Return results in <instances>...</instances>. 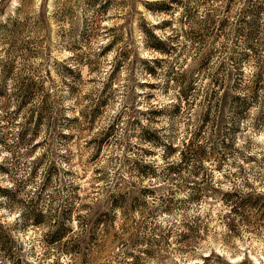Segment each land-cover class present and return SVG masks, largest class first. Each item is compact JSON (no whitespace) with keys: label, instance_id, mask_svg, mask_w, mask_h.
Returning a JSON list of instances; mask_svg holds the SVG:
<instances>
[{"label":"rangeland","instance_id":"rangeland-1","mask_svg":"<svg viewBox=\"0 0 264 264\" xmlns=\"http://www.w3.org/2000/svg\"><path fill=\"white\" fill-rule=\"evenodd\" d=\"M143 1L151 0H53V7L49 9L48 0H40L39 5H37L36 0H20V6L10 11V0H0V89L6 92L4 98L0 97V136L4 137L5 143L13 150V161L6 160L3 163L11 168L13 179H15V174H18L20 167V160L16 156L20 148H29V152L25 155H31L41 147L52 144L59 146L64 142L71 143L75 141V155L78 157V163L81 164V178L88 179L91 187L97 182L98 178H103L99 183L102 186L107 179L105 169L100 167L93 168L91 177L86 176L85 173L87 166L95 165L100 160L103 151L95 156V141L96 138L100 139L103 137L104 130L110 125L112 133L105 148L117 149L123 143V141L118 139V136L124 113L121 112L111 120L106 118L105 113L109 106V101L115 102L113 85L118 81L119 73L126 66L131 73L129 79L133 86L129 88L128 105H126H130L129 112L131 116L128 121V128L132 130L133 138L138 139L140 144L135 149L131 145L124 149L126 152L136 151L138 157L135 161L127 158L124 161L125 164L129 165V172L135 175V179H132L130 183L123 184L125 191H130L125 202L127 208H125L124 212H120L122 223L119 230L115 228L117 219L115 215L113 217L112 234L109 237L104 236L102 233L99 234L98 243L94 246H89L85 250L88 253L86 260H78L73 262L74 264H98L99 260H103L107 264L108 257L113 255L116 248H127L130 244L133 247L136 245L138 232L141 229L147 231L146 223L142 224L141 221L146 222L147 219L154 218V210L159 211L162 208L165 212L170 213L177 206L178 202L174 199L176 195L175 189L170 187L165 191L162 188L149 187V183H145L147 179L138 173L139 166L146 164L143 162V158L157 154L151 148L140 146L148 144L141 138L145 132L144 128L154 133L156 132L164 142L163 144L168 146L172 145V139L178 132L176 124L170 123L171 135L162 136L163 129L152 127V125L160 122L157 117L168 116L171 121H176L178 119L182 120V111L185 114L193 113L194 118H190L189 121L196 124V127L192 130V149L203 147L208 157L217 161V171L223 170V165L227 163L228 156L232 154L226 150L228 147L226 137L229 132L240 131V121L252 119L253 128L259 130L264 127V96L258 93L256 100H250V97L247 98V103L250 105L243 111V118L235 120V112L239 109V103L235 99L237 92L233 91L237 83L243 88H247L246 86L250 85L252 76L245 80V74L241 71L245 61L255 59V68L257 64L264 62V55H262L264 53V28H261L256 19V15L260 11L255 10L257 7L264 6V0H225L218 4L213 0H209L208 4L204 3L207 0H183L185 2L182 8L184 14L183 11H178L179 8H177L173 16L166 14L165 16L169 18L159 20L157 23L152 21L157 20L160 14L146 11L142 4ZM113 8L117 11L112 19L122 20L123 23L100 24V17L107 15V12ZM201 9H204L202 17ZM176 13H179V15H176ZM207 13L212 15L209 14L211 15L209 16ZM149 16L151 19H149ZM167 21L170 24L164 25L162 29L157 28L156 33H171L165 35L164 38L159 37L166 41L170 47L171 53L166 57H174V59H162L157 78H152L153 80H158L163 74L165 78L163 84L158 83V86L150 87V85L157 83H146V86L139 83L137 74L145 79L148 76L143 68V63L140 62L147 58L140 56V48L142 46L145 51H148L146 41L150 42V40L148 35L147 37L144 35L143 31L145 30L140 24L145 22L150 27H155L161 23L165 24ZM5 22H8L9 26L2 28L1 26ZM15 27L19 33L13 36L10 30L16 29ZM105 34L109 38L108 43H99L98 47L94 49V44L100 41ZM113 40L117 44L101 54L109 42ZM71 48L74 50V55ZM113 50H116L117 55L110 62L108 74L103 82L104 87L98 91L88 90L87 86L89 84L98 83L96 76L102 73L105 58ZM65 53H71V55H65ZM123 53L128 54V56L126 58L125 56L119 57ZM186 55L191 63H189L188 59L184 60V63L189 66L185 71L179 72L178 67H183L179 62ZM217 56L221 57V59L216 66H213L212 60ZM118 58L119 61L116 63ZM79 59L83 63H90L91 67L88 64L83 66L80 62L82 77H79L78 82H74L71 80V75L66 73V65L70 64V62L77 64ZM119 62V67L114 74L116 64ZM5 67L12 69L11 75L3 76ZM85 68L87 69L86 72L84 71ZM165 68H167L166 72L164 71ZM201 77L207 80V84L202 89L197 87ZM173 79H176V81ZM9 80L13 81L11 92L8 91ZM185 80L192 87L188 91L187 96H183L180 99V86L183 87L186 84L184 83ZM174 85L179 86V94L175 104L164 108L153 105L147 112L140 111L138 113L135 104L140 99V96L135 94V87H139L142 90L145 88L150 90L143 95L144 101L150 103L156 99L154 95L156 91L162 89L164 94L167 95L169 89ZM70 86H74L76 89L75 93L72 92ZM25 88H31V96L28 98ZM65 90L68 92L67 96L63 94ZM246 96L244 95L243 97ZM102 98L106 100V104L96 113L93 120L90 117L96 108V101ZM66 99L76 100V105L71 109L72 111L79 109V114L72 119L64 115L65 111H67L63 107ZM82 101H89V103L82 105ZM220 102L221 107L217 108ZM254 105L258 106L260 111L255 116H252L249 109ZM213 107L216 108L215 117L212 113ZM225 110L230 113V119L233 122L231 127L222 123ZM206 112H210L213 120H219L216 126L215 123L210 125L203 123V116ZM137 115L148 119L149 127L140 124V120L136 118ZM235 121L237 122L236 125L234 124ZM65 126L73 128L72 137L64 136L58 131L59 128ZM98 127L100 128L99 131H97ZM136 128H140L138 135L135 134ZM206 128H211L213 133L212 136L208 137L209 141L215 140L218 142V144L215 142L212 144L210 151L205 145L198 143L200 139L204 138ZM22 129L26 130L27 144L18 143ZM42 132L45 133L44 139H40ZM94 132L96 133L95 135H90ZM128 135L129 133L126 130L125 137L127 138ZM222 136L225 139H221ZM37 140H39V143L35 142ZM166 140H168V143H165ZM189 142L190 140L186 141L183 151L190 145ZM159 147L165 148L163 159L167 164L169 159L166 158L168 149L166 146L161 145L152 146V148ZM174 149L176 150L175 152L180 151L178 148ZM175 152H172V155ZM187 153L189 152L187 151ZM189 155L191 154L189 153ZM47 158V153H45L44 156L33 162L32 168H37ZM112 160L113 157H109V161ZM65 161L68 162L67 158H65ZM262 161H264V157L257 158L253 156L251 159L248 157L245 163H254L259 166ZM152 165L155 166L154 164ZM180 165H182V161L178 164H167L160 172H157L156 166L154 170L161 180L175 184L176 188H182L184 185L177 183V181L184 180L185 184L187 183L186 178L181 176V172L187 169L188 164L178 169L176 173L168 170L170 167H179ZM52 169L57 172L54 165L50 166L48 170L52 171ZM195 171H198L199 175L204 172L205 176L203 181H197L190 199H197L195 196L201 192V189L202 192L199 198H202V194L205 191L212 189L211 184L207 183L209 178L207 170L198 164L194 167L193 174ZM243 172L244 169L241 166V173ZM66 175L74 176L75 174L66 173ZM224 179L231 178L225 174ZM16 186L17 189L19 188L16 193L23 190L22 183H17ZM246 186L253 187L251 183H247ZM144 189L154 191H144ZM67 190L68 188L65 187V191ZM75 190L79 191L78 188H75ZM157 193H161L158 198L159 202L155 209H152L144 197L152 196L155 198ZM250 193L264 194L255 191ZM90 195L95 196L96 193L92 192ZM90 195L79 197L81 200L88 201ZM39 199L41 197L38 193L37 199L28 203L32 202L35 204ZM262 200L264 202V198ZM110 202L109 192L105 191L102 193V198L97 199L94 203H85L96 204L102 214L110 212ZM65 203L67 204L68 201L66 200ZM0 207L2 206L0 205ZM137 211L141 214V220L135 218L134 214ZM244 215L249 227H255L257 224L264 227V223H262L264 218L259 217L256 212L246 210ZM26 226L18 225L17 227ZM182 233L179 234V241L185 247H188L191 243L190 238L187 241H183ZM160 240H163V238L159 237L157 239L155 248L160 247ZM131 254L140 258L134 252L125 253L128 256H131ZM145 255L154 258L155 252L153 249L145 250ZM116 256H119V253H116ZM140 264H142V261Z\"/></svg>","mask_w":264,"mask_h":264},{"label":"clouds","instance_id":"clouds-1","mask_svg":"<svg viewBox=\"0 0 264 264\" xmlns=\"http://www.w3.org/2000/svg\"><path fill=\"white\" fill-rule=\"evenodd\" d=\"M39 5L40 0H36ZM20 6V0H10L9 10H15ZM239 6V5H238ZM53 7V0H48V8ZM116 9H111L107 12V15L101 16L99 23L102 25H112L123 23L122 20L112 19L116 14ZM181 11H183L181 9ZM201 17L203 16L204 9H201ZM13 11V15H14ZM91 15V14H90ZM179 15V13H176ZM6 18V17H5ZM169 17L164 14H160L157 20H153V23L159 22V20L168 19ZM149 19L151 17L149 16ZM256 19L261 28H264V11H260L256 15ZM103 30V29H102ZM161 38L169 33H156ZM108 36H105L94 44V49L98 47L99 43L107 44ZM183 42V40H182ZM65 55H71V53H65ZM117 55L116 50L110 52L105 58L104 67L102 73L96 76L98 83L89 84L88 90L98 91L104 87V80L108 74L110 62ZM264 55V53H262ZM140 56L147 59L160 58L165 60H172L174 57L162 56L160 52H148L140 48ZM189 57L186 55L180 60L179 64L183 67H178L179 72H183L188 68V64L184 63V60ZM221 57L217 56L212 60L213 66L218 64ZM256 60L251 59L245 61L241 68V71L245 74L244 79H249L255 68ZM86 72L87 69L85 68ZM167 71V68L164 69ZM131 73L127 66L119 73L118 81L113 85L115 91V102L109 101V106L105 113L107 119H114L117 115L123 112V118L120 124V133L118 139L123 141L121 147L117 149L104 148L101 153L100 160L95 165L87 166L86 176H92V169L100 167L107 172L106 182L102 186L98 185L95 189L96 195L91 196L93 188L89 184L88 179L81 178L80 169L81 164L78 163V157L75 155L76 142L71 143L64 142L57 146L56 144L41 147L35 151L34 154L25 155L29 152V148H20L16 153L17 158L20 160V167L18 174H15L14 180H9L7 176L0 175V187L8 188L11 190L16 189L17 183L23 184V190L19 191L16 195L17 201H23L24 203H11L9 197L0 196V226L6 230L7 234L16 244V249L19 250V259L23 264H73L74 260L78 261V257H75L72 252L58 247L59 242H53L51 245L46 244L43 239V234L49 231L55 232V219L60 211L67 209V215L63 220L64 228L67 231L65 235L61 237V240H68L71 238L80 239L83 247L87 248L88 243L86 239H81L85 236L87 226L83 222V217L86 216L82 205L85 202L94 203L97 199L102 198V193L105 191L116 192L119 191L116 188L117 183L127 184L132 179H135V175L129 172V165L125 164V158L131 161H135L137 157L136 151H125V147L131 145L133 149L140 144V141L132 136V130L128 128V121L130 120V112L128 105L129 88L133 85L129 79ZM147 75V74H146ZM137 80L139 83H159L165 82L164 75L161 74L158 80H153L151 76L140 77L137 74ZM71 82V81H69ZM207 84V80L204 77L200 78L198 88L202 89ZM13 81H8V91H12ZM128 85V87H126ZM149 89H141L135 87V94L140 96V99L136 101L135 107L140 111L147 112L148 109L155 105L159 108L173 105L177 102V96L179 94V86L174 85L169 89L168 94L165 95L163 90H158L154 93L155 100L150 103L145 102L143 95L149 92ZM260 95L264 96V86L259 89ZM68 95L67 90L63 93ZM236 95H243L241 92H237ZM202 98V97H201ZM83 104L89 103V101H82ZM76 105L75 99H66L63 103V107L67 110L64 115L69 119L74 118L79 114V109L72 111ZM260 111L259 107L254 105L249 109L252 116H255ZM213 116H216V108L212 109ZM182 120L171 121L170 117L162 116L157 117L160 121L157 124L152 125L153 128L163 129L162 136H170L171 131L169 128L170 123H175L178 128V132L172 139V145L174 148L180 149L170 156L167 164H178L181 162V152L187 140L192 137V130L196 127L195 123H190V118L193 117V113L187 114L182 111ZM140 120V124L145 127H149V120L143 116L137 115ZM224 125L231 127L232 121L230 119V113L225 110L224 119L222 121ZM252 119L240 121L239 132H229L227 134V141L230 147L226 150L232 154L228 156L227 163L223 165L222 171H217V161L211 157L207 159L196 160L193 159L191 163L187 165V169L181 172V176L186 178L187 183L184 180H178L177 183L184 185L182 188H176L175 184H171L165 180L156 179L145 183L151 184L156 188H162L165 191L168 188L176 190L174 199L178 202L177 206L170 212H165L162 208L159 211H153L154 218H149L147 221H141L142 224L146 223L147 231L141 229L137 234L138 242L133 247L131 244L127 248H116L113 255L108 257L107 264H131L133 257L125 255L126 252H134L141 258L142 264H264V227L260 224L255 227H249L245 218L241 212H233V203H225L223 193L239 192L241 195L248 194L250 192L264 193V161L259 166L254 163H245L248 157H264V127L259 130L253 128ZM100 128H97L99 131ZM128 131L129 135L125 137V131ZM64 136H71L73 134V128L65 126L58 129ZM140 128L135 129V134L138 135ZM91 133L90 135H95ZM211 128L205 129L204 138L198 141L199 144L205 145L208 150H211L212 144L217 141H209L208 137L212 136ZM234 137V139H233ZM45 138V133H41L40 139ZM87 138V136H86ZM225 139V137H221ZM39 143V140L35 141ZM82 143V142H81ZM168 143V140L165 141ZM141 147L151 148L157 154L151 157H144V163H151L156 166L157 172H160L167 164L163 159L165 155V148H152L151 144H142ZM71 151V155H70ZM47 153L48 158L43 160L37 167V175L33 181H29V176L32 173L33 162ZM109 157H113L112 161H109ZM67 158V161H65ZM6 160L13 161V153L6 151L0 146V164H3ZM202 165L207 170L209 178L207 183L212 186L211 190L205 191L202 194V198L190 199L193 195V188L197 181L204 180V172H201L199 176L193 174L194 167L196 165ZM54 165L57 172H48L50 166ZM241 166L244 172L241 173ZM50 176V185L44 187L45 174ZM66 173H74V176H68ZM227 174L231 179H224ZM247 183H251L253 187L246 186ZM65 187L68 188L65 191ZM78 188L79 191H76ZM215 189H219L220 193L216 194ZM41 199L34 205L37 212H42L45 222L39 227L35 226L34 216L25 217L24 214L28 210V202L37 199V194ZM90 195L88 201L77 199L79 196ZM161 193H157V197L145 196L144 199L148 202L150 208L155 209L158 204L159 196ZM68 201L66 204L65 201ZM244 207H247L245 205ZM115 215L117 217L115 221V228L119 230L122 223L120 209L117 208ZM137 220H141V214L137 211L135 214ZM27 219L28 224L23 226ZM264 223V222H262ZM103 225H101V229ZM191 229V236L188 247L179 241V234L182 232H189ZM170 234V235H169ZM164 237L160 240V247L155 248L156 241L159 237ZM153 249L155 257L150 258L145 255V250ZM119 253V256H116ZM0 264H14L12 259H0ZM98 264H105V261L99 260Z\"/></svg>","mask_w":264,"mask_h":264},{"label":"trees","instance_id":"trees-1","mask_svg":"<svg viewBox=\"0 0 264 264\" xmlns=\"http://www.w3.org/2000/svg\"><path fill=\"white\" fill-rule=\"evenodd\" d=\"M216 2V4L218 3H222L225 0H213ZM226 1H232V0H226ZM209 0H207V2H204L205 4H208ZM144 8L146 11H148L149 13H153V14H169L171 16H173V14L175 13L174 11L178 9V11L183 8V4H185V2L183 0L178 1V0H151V1H143L142 2ZM256 11H264V6L263 7H257L255 9ZM212 13V12H211ZM211 13H207L208 15ZM184 14V11H183ZM212 15V14H211ZM209 15V16H211ZM16 23V22H15ZM14 24V23H13ZM170 24L169 21H167L165 24L161 23V24H156L157 26H152L150 27L147 23H141L140 25L142 26L143 33L144 35L147 37H149L150 42L147 40V49L149 52H160L161 55L163 56H167L168 54H170V47L167 44L166 41H164L163 39H161L157 34H156V29L160 28L162 29L164 27V25H168ZM160 25V26H159ZM9 23L5 22V24H3V26H1L2 28L4 27H8ZM16 28V27H15ZM11 31V35L15 36L19 33L18 29H13L10 30ZM117 44L116 41H110L108 46L105 47L104 51L101 52V54H103V52H105V50H110L111 48L114 47V45ZM74 50L75 48L72 47ZM71 48V51L74 55V50ZM125 56V58L128 56V54L123 53L121 54L119 57ZM133 57V56H132ZM131 58V56H130ZM134 59V57H133ZM119 61L116 60V63ZM82 63V65L84 66L85 64H88L89 67H91L90 63H83V61L74 63V62H70V64L66 65V73L71 75V80H73L74 82H78L79 77H82L81 74V69H80V64ZM85 62V61H84ZM141 63H143V68L146 72V74L148 76H151L152 78H157L158 76V70L159 67L162 64V59H158V58H153L152 60H148V59H144L140 61ZM263 62V61H262ZM119 64H116V67L114 69V74L115 71H117ZM256 72L252 75V79L250 82L249 86H246L247 88H243V86L241 87L240 84H236L234 86L233 91L235 92H241L243 93V95H236L235 99L236 102L239 103V109L236 110L235 112V120L241 119L243 118L244 114L243 111L245 109L248 108V105H250L249 103H247V98H249L250 100H256V96L258 95V93H260L259 89L260 87L264 86V62L261 64H257L256 66ZM12 74V69H10L9 67H5L3 70V76L5 75H11ZM184 78V76H183ZM174 81H176V79H173ZM186 83V80L185 82ZM144 85H146V83H142ZM159 84H153L150 85V87L152 86H158ZM147 86V85H146ZM168 86V84H167ZM72 89V92L75 93L76 89L74 88V86H70ZM108 87H109V83H108ZM191 84L189 82H187L186 84H184V86H180V99L183 98V96H187L188 91L191 89ZM31 89V88H30ZM29 88H25L24 90L27 92V98L31 96V90ZM227 89V88H224ZM0 89V97H5L6 92ZM246 97H243V96ZM224 99V98H223ZM222 99V100H223ZM106 100L99 99L98 101H96V108L92 113V116L90 118H92L93 120L95 119L96 113L101 109V107H103L106 103ZM224 101V100H223ZM221 107V102L219 105H217V108ZM213 120L211 118L210 112H206L203 116V123L205 124H214L215 126L217 125V123H219V120L216 121ZM234 124L236 125L237 122L235 121ZM111 125L104 130L105 133L103 135L102 138L97 139L95 141L96 147H95V156L98 155L99 153H101L103 151V149L105 148V146L107 145V143L110 140V135H111ZM144 133L142 135V140L145 143L151 144L152 146H166L168 149V153L166 154V158L170 157V154L172 156V152H175L176 150L174 149V147H172V145L168 146L167 144H163L164 142L161 140V138L156 134V132L154 133L153 131L150 130H146L144 128ZM35 136V134H34ZM69 137H72L69 136ZM234 139V137H233ZM27 134H26V130L22 129L21 133H20V138L18 139V143L19 144H27ZM190 144V145H189ZM189 146L181 153V161H182V165H180L179 167H170V169H168L170 172L173 171L174 173L177 172L178 169H180L181 167H183L185 164H189V162H192L193 159L196 160H200V159H207L209 158L208 155L206 154L205 150L203 149V147H197L195 149H192L193 146V141L192 139H190L189 142ZM0 145H2V147L5 150H8L9 152H12L13 150H11V148L8 146L7 143H5L4 137L0 136ZM192 145V146H191ZM228 147H230V144L228 142ZM191 152H190V151ZM187 151L191 154L188 156L189 153H187ZM249 159H251V157H249ZM155 166H153L152 164H141V166H139L138 170H139V175L146 178L147 181H149V178L151 177V179L154 181L156 179H161L160 176H158L157 173H155ZM48 172H54V170H48ZM37 174V168H32V173L29 176V181H33L34 177H36ZM0 175H4L7 176L9 180H14L12 177V171L11 168H9L8 165L6 164H0ZM11 175V178H10ZM194 175H199L198 171L194 172ZM45 180H44V187L48 186L50 184V176L47 174L45 175ZM103 178L101 179H97V182H95V184L93 185V193L95 192V189L97 188V186L99 185L100 181H102ZM21 187V186H20ZM149 187H153L151 186V184H149ZM116 188L119 191L116 192H109V199H111L110 202V212H105L102 213L99 212L98 207H96V204H89V203H84L82 205L83 210L86 213V216L83 217V222L84 224L87 226V231L85 233V236L82 237L81 239H86L87 243H88V247L89 246H94L95 244L98 243L100 235L99 234H104V236L109 237L112 234V229H113V217L115 216V212L116 209L119 208L120 212H124L125 208H127V206L125 205L126 203V199L127 196L130 194V191H125L124 189V185L121 183H117L116 184ZM19 189V188H18ZM17 186L15 191L8 189V188H3L0 187V196H7L9 197L10 200V204L9 206H11V203H23L22 201H17L16 199V195H17ZM144 191H150L153 192L154 190L151 189H144ZM202 192V189H201ZM200 192V193H201ZM220 190L216 189L215 193H219ZM200 193L197 194L195 197L199 198L200 197ZM223 197L225 200V203H229L230 201L233 203V212H241L243 214V216H245V212L246 210H251L257 213V215L259 217H263L264 218V202H263V198H264V194H254V193H249L247 195H241L239 192H233V193H223ZM77 199H81L80 197H77ZM83 200V199H82ZM37 202H35L36 204ZM32 202L28 203V210L25 212L24 216L27 217H33L34 216V225L39 227L42 223L45 222V217L43 215L42 212H37L34 208V205ZM245 205H247V207H244ZM3 207V205H1ZM67 215V209H64L63 211H60L58 213V215L56 217H54L55 219V225L53 226L55 228V232L49 231L47 233L43 234V239L44 242L46 244L51 245L53 242H59L57 244L58 247H62L70 252L73 253V255L75 257H78L80 261H84L86 260V256H88V253L85 252V250L87 248L83 247L81 244L80 239H76V238H71L68 240H61V237L63 235L66 234L67 231L70 230H66L64 228V224H63V220L65 218V216ZM28 221L27 219H25V224L27 225ZM101 225H103V228L101 229ZM191 236V229L189 230V232L182 233V239L183 241H187V239H189ZM162 237V236H161ZM164 239V237H162ZM14 249H16V244L15 242L11 239V237L7 234L6 230L3 228V226H0V259H12L14 261V264H23L22 260L19 259V250L14 251ZM130 257H133L131 264H140L141 260L140 258L134 256L133 254H131ZM74 262H77L74 260ZM57 264H59V261H57ZM74 264V263H73ZM245 264H247V262H245Z\"/></svg>","mask_w":264,"mask_h":264}]
</instances>
